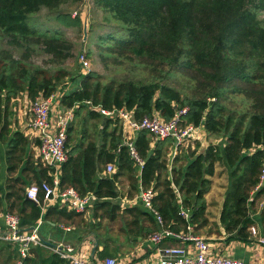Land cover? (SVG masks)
I'll list each match as a JSON object with an SVG mask.
<instances>
[{
  "label": "trees",
  "instance_id": "obj_1",
  "mask_svg": "<svg viewBox=\"0 0 264 264\" xmlns=\"http://www.w3.org/2000/svg\"><path fill=\"white\" fill-rule=\"evenodd\" d=\"M82 1L0 0V37L18 45H42L52 57L68 58L72 45L59 32H38L30 25V17L46 9L56 13L55 19L60 24L80 26L78 16L62 15L59 9ZM94 3L121 27L118 38H108L117 52L109 46V52L100 55L102 62L133 56L140 65L153 66L154 71L169 68L167 77L175 71L192 75L199 81V87H195V82L193 85L196 95L184 97L160 82L131 79L101 82L96 72L72 76L58 72L50 76L12 57L0 60L4 61L0 65V144L7 145L9 174L4 196L0 191V211L15 214L22 221L36 222L42 217L41 210L35 202L26 200L27 185L32 181L51 182L54 172L51 167L44 168L40 162L31 161L27 140L10 129L12 100L24 94L30 100L49 97L62 90L59 86L69 78L72 88L61 93L60 105L76 107L75 117L86 109L85 102L105 110L125 108L137 120L157 113L168 121L186 108L184 124L203 127L214 137H225V145L223 148L209 145L197 152L196 144L193 152L187 149L186 153L178 147L175 156L169 159L173 140L153 141L142 131L134 140L142 160L139 170L123 145L119 120L90 112L92 118L105 119L100 139L87 142L84 132L74 143L72 128L68 129V161L60 168L61 188L72 187L79 195L91 194L98 201L111 200L117 196L113 183L127 176L129 183L133 180L130 188L134 192L137 193L138 187L152 189L153 209L162 216L167 229L179 233L189 223L198 226L206 223L204 196L211 184L209 177L214 174L215 164L223 163L229 169L231 184L222 203L220 223L229 235L227 241L247 242V230L254 224L248 201L259 183L263 162L262 153L254 149L264 144V25L257 18L264 9V0H94ZM226 92L241 94L246 101L231 109L225 103ZM20 162V173L14 176ZM109 163L116 171L111 177H100L102 166ZM263 193L264 185L256 195ZM102 209H108L112 217L117 207L105 201L95 204L94 210ZM55 210L56 207L49 208L42 219ZM180 210L190 212L188 221L181 217ZM59 213L66 214L64 210ZM68 215L76 216L74 212ZM32 251L36 252L35 258L24 264H68L45 248L34 247Z\"/></svg>",
  "mask_w": 264,
  "mask_h": 264
},
{
  "label": "crops",
  "instance_id": "obj_2",
  "mask_svg": "<svg viewBox=\"0 0 264 264\" xmlns=\"http://www.w3.org/2000/svg\"><path fill=\"white\" fill-rule=\"evenodd\" d=\"M29 102L30 99L25 94L12 100L10 105L13 116L10 129L12 132L17 131L23 135L27 140L28 154H31L34 162L39 163V140L36 133L29 127ZM61 111V105L52 108L50 113L52 122L55 121L57 113ZM75 112L76 110H74V118ZM224 141L225 137L208 135L203 127L196 128L194 138L191 140L194 145L198 144L202 150L209 145H218L223 148L225 145ZM193 144L191 143V146ZM6 147V144H0V191L2 196L5 194V182L8 177L5 159ZM173 153L175 155L177 152L174 150ZM105 166H102L100 177L106 176L104 174ZM43 167L45 168V166ZM219 170L226 172L227 176L226 184L223 188L217 185L219 180L217 173ZM209 180L211 181L209 191L204 196L206 202V223L200 226L189 223L190 233L208 242L211 252L215 256L250 264H264V242H262V240L264 241V193L257 196L256 192L260 188H256L250 193L248 201V208H250V205H254L259 200L256 204V209H249L250 218L254 222L251 227L255 228V235L251 234V227H249L247 230L249 235L247 242L227 241L229 235L220 223V213L222 203L231 184L229 169L223 163L215 164L214 174L209 177ZM113 186L117 195L116 198L95 200L91 208L83 214L74 213L76 216L68 215L69 211L55 206L57 210L52 211L49 216L42 219L46 211L41 217L42 225L39 229L41 240L50 246L57 244L70 245L82 258L93 263H98L107 258L114 259L117 264H141L155 259L157 256L156 247L150 242L149 237L157 229V226L153 216L139 199L141 188L138 187V191L133 197H128L126 194V190L129 188L127 176L120 177L113 183ZM103 201L108 202L110 206L117 207L116 211L112 213V217H110L108 209L94 210L95 204ZM61 210H64L66 214L59 213ZM5 214V211H0V228L4 225ZM37 221L27 222L20 220V226L23 230H28L35 226ZM181 232H187V227L185 231ZM160 247H183L186 249L189 247V243L166 239ZM16 256L15 246L0 242V264H13ZM29 258H32V256L30 255Z\"/></svg>",
  "mask_w": 264,
  "mask_h": 264
},
{
  "label": "built area",
  "instance_id": "obj_3",
  "mask_svg": "<svg viewBox=\"0 0 264 264\" xmlns=\"http://www.w3.org/2000/svg\"><path fill=\"white\" fill-rule=\"evenodd\" d=\"M79 62L83 69L88 68V62L83 55ZM54 93L49 97L38 96L30 101L28 105L29 127L39 140L38 154L43 166L53 168L51 182L42 181L32 183L25 191L26 199L35 202L41 210V216L52 207L64 208L69 212L77 214L85 213L95 202V197L91 194L85 196L72 187H60V168L68 161L67 133L74 118V110L68 109L57 113L55 121L52 122L50 113L52 108L60 105V95ZM90 110L97 111L106 119H118L121 125L123 145L126 147L129 157L139 170L142 168V160L136 151L134 140L139 132L145 131L153 137V141L171 139L174 142V150L183 146L194 138L196 127L186 125L182 117L187 113V109L177 111L174 116L166 121L159 114L144 116L137 120L133 113L125 108L105 110L101 106H94L90 102H85ZM255 150H259L263 156L259 183L257 189L264 185V144L258 145ZM116 171L112 163L106 164L104 174L111 176ZM39 195L42 200L39 201ZM154 192L152 189L139 192L141 200L147 211L153 216L157 229L150 235V242L156 247L157 256L155 259L141 264H250L243 261L215 256L210 249L209 243L204 239L187 232H173L164 225L162 216L153 209L152 200ZM180 215L186 221L189 220V211L180 210ZM42 225L41 218L35 226L28 230L21 229L20 219L15 214L6 213L4 215V225L0 228V242L16 247L17 259L14 264H24L29 259L30 251L34 247H42L49 250L68 264H117L114 259L107 258L98 263H93L82 258L78 252L67 244L47 245L39 237V229ZM251 234L255 235V228H250ZM166 239H174L180 242L189 243L188 248L183 247H160ZM262 242H264L262 240ZM191 247V248H190ZM190 248V249H189Z\"/></svg>",
  "mask_w": 264,
  "mask_h": 264
},
{
  "label": "rangeland",
  "instance_id": "obj_4",
  "mask_svg": "<svg viewBox=\"0 0 264 264\" xmlns=\"http://www.w3.org/2000/svg\"><path fill=\"white\" fill-rule=\"evenodd\" d=\"M59 12H61L62 15H70L71 18L78 16L81 20L80 26H65L63 24H60L55 19L56 13L48 11L46 9H43L39 13L30 17V25L36 28L38 32L44 30L59 32L62 38L72 45L70 57L64 59L54 58L52 57V55H49L44 51V47L42 45L39 46L26 43L18 45L11 43L5 37H0V60L12 57V59L20 60L21 63H23L25 66L39 68L50 76L56 75L58 72H60V74L64 72L71 76L76 75L77 73L87 74L88 72H96L100 75L101 82H108L110 80L119 81L122 79H131L134 81L146 82H160L171 86L175 90L179 91L184 97H192L193 95H196L193 85L195 82V87H199V81L194 80V77L192 75H188L183 72L178 73L175 71L169 74V76L167 77L168 74L165 75V73L169 71V68H160V72L154 71L152 68L153 66L145 67L143 65H140V61L133 58V56L115 60L109 59L110 61H108L107 63L102 62L100 55L107 54V52H109V46L112 47L111 49H115L114 42L108 40L109 36H115L116 38H118V33H121V27L113 21L109 14L99 9L95 5L94 0H83L82 2L77 4L63 5L60 7ZM257 18L264 25V9L259 11ZM84 21L87 24L85 40L83 37L82 29ZM114 51L117 52L116 49ZM81 55H83L88 62V68L86 69H83L79 62ZM3 62H1L0 65ZM195 79L201 81V79L197 77V75H195ZM69 83V78H66L65 81H63V83L59 86V88H61L62 90L59 89L55 93H58L61 96V93L63 91L70 90L72 86H70ZM63 87L66 88H64L63 90ZM229 93L230 92H226L227 99L225 103L231 109L238 108V105L242 104L243 100L246 101L241 94ZM85 106L86 109H83L79 113V115L74 118L70 125L72 128L71 137L75 138L74 143L78 142L79 138L84 132L85 136H87V142H98L100 139L99 132L103 127V122H105V119L92 118L89 115L90 112L96 113L98 115L100 114L95 110H90L87 105ZM68 109L70 108L62 107L63 111ZM71 109L77 110L76 107ZM151 138L153 139L152 136ZM191 143L193 144V142H191L190 140L189 142H186L183 146H181V152L186 153L185 151L187 149H190V152H193V148H195L196 144H193L191 146ZM200 151H202V149L198 148L197 152ZM173 152L174 147H172L170 151L169 159H172V157L175 156ZM31 161L34 162L32 156ZM20 169L21 162L18 164L13 175L15 176L17 173L19 174ZM217 177H219V180L217 181L218 187L223 188L227 180L226 172H224L223 170H219L217 173ZM29 180H31V178H29ZM32 183L35 182H29L27 186ZM130 183L132 184L133 180H131ZM130 183L129 188H127L126 190V194L128 197H133L136 192L133 191L132 187L130 188ZM257 202L252 206L250 205L249 209H256ZM30 255L32 256V258H35L36 252L30 251Z\"/></svg>",
  "mask_w": 264,
  "mask_h": 264
},
{
  "label": "water",
  "instance_id": "obj_5",
  "mask_svg": "<svg viewBox=\"0 0 264 264\" xmlns=\"http://www.w3.org/2000/svg\"><path fill=\"white\" fill-rule=\"evenodd\" d=\"M82 29H83V37H84V40H85V38H86V32H87V24H86L85 21L83 22V28ZM26 200H28V199H26ZM28 201H30V200H28Z\"/></svg>",
  "mask_w": 264,
  "mask_h": 264
}]
</instances>
